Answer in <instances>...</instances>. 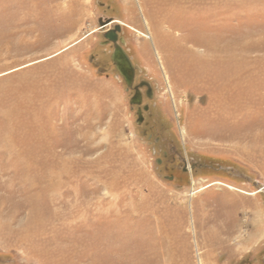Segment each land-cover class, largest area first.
Segmentation results:
<instances>
[{"label": "rangeland", "instance_id": "1", "mask_svg": "<svg viewBox=\"0 0 264 264\" xmlns=\"http://www.w3.org/2000/svg\"><path fill=\"white\" fill-rule=\"evenodd\" d=\"M0 264H264V0H0Z\"/></svg>", "mask_w": 264, "mask_h": 264}, {"label": "water", "instance_id": "2", "mask_svg": "<svg viewBox=\"0 0 264 264\" xmlns=\"http://www.w3.org/2000/svg\"><path fill=\"white\" fill-rule=\"evenodd\" d=\"M112 61L116 69L120 72V74L124 77V79L128 80V78L125 76V72L131 71L132 67L124 51L118 45L114 46V53L112 55ZM140 101H141L140 93L136 92V94L131 100V104H140Z\"/></svg>", "mask_w": 264, "mask_h": 264}, {"label": "flooded vegetation", "instance_id": "3", "mask_svg": "<svg viewBox=\"0 0 264 264\" xmlns=\"http://www.w3.org/2000/svg\"><path fill=\"white\" fill-rule=\"evenodd\" d=\"M171 155V154H170ZM169 154L167 155V163H169L170 165H174L173 163H174V160L176 159L177 161V166H180L179 164H185V160H184V158L180 155V154H173V156L174 157H172V156H170ZM178 155V156H177ZM179 157V158H178ZM175 162V163H176ZM189 166V168L190 169H192V170H194L195 168H196V166H195V163H190V165H188ZM181 169H182V167H181ZM183 172H187V170L186 169H184V167H183V170H182Z\"/></svg>", "mask_w": 264, "mask_h": 264}]
</instances>
